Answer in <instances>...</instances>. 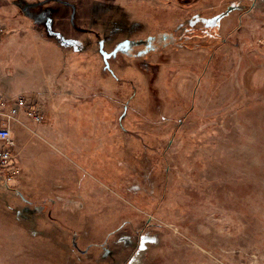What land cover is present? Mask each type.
<instances>
[{"label": "rangeland", "instance_id": "obj_1", "mask_svg": "<svg viewBox=\"0 0 264 264\" xmlns=\"http://www.w3.org/2000/svg\"><path fill=\"white\" fill-rule=\"evenodd\" d=\"M0 92V264H264V0H0Z\"/></svg>", "mask_w": 264, "mask_h": 264}, {"label": "built area", "instance_id": "obj_2", "mask_svg": "<svg viewBox=\"0 0 264 264\" xmlns=\"http://www.w3.org/2000/svg\"><path fill=\"white\" fill-rule=\"evenodd\" d=\"M45 115L29 103L22 94L11 97L0 92V175L9 179L5 170L12 168L17 156L15 136L18 128L31 131V124H40ZM12 172H16L13 170Z\"/></svg>", "mask_w": 264, "mask_h": 264}, {"label": "flooded vegetation", "instance_id": "obj_3", "mask_svg": "<svg viewBox=\"0 0 264 264\" xmlns=\"http://www.w3.org/2000/svg\"><path fill=\"white\" fill-rule=\"evenodd\" d=\"M154 41L157 42V39L155 38H150V41H147L145 43V48L143 49L144 51H149V50H153V49H156V45L157 43H155ZM131 46V42L129 43V45L127 46V48ZM126 47V46H125ZM132 47V46H131ZM109 53V52H108ZM109 56V55H108ZM111 56V55H110ZM109 58V57H108Z\"/></svg>", "mask_w": 264, "mask_h": 264}, {"label": "trees", "instance_id": "obj_4", "mask_svg": "<svg viewBox=\"0 0 264 264\" xmlns=\"http://www.w3.org/2000/svg\"><path fill=\"white\" fill-rule=\"evenodd\" d=\"M166 35H168V36H166ZM171 36H173V35L172 34H169V33H161V34H159V36L156 37V39L159 40V41H162L161 40L162 38L163 39H169L170 40ZM182 38L183 37H181V39ZM181 39H180V41H181ZM169 40H166V42L163 44V46H165L167 43H169L170 42Z\"/></svg>", "mask_w": 264, "mask_h": 264}, {"label": "crops", "instance_id": "obj_5", "mask_svg": "<svg viewBox=\"0 0 264 264\" xmlns=\"http://www.w3.org/2000/svg\"><path fill=\"white\" fill-rule=\"evenodd\" d=\"M19 131L24 132V133H25V132L30 133V130H28V129L25 130V129L21 128V127H20ZM27 133H26V134H27ZM28 135H29V134H28ZM23 142H25V141H24V140H22V141L19 140V141H18V145L21 146V145L23 144Z\"/></svg>", "mask_w": 264, "mask_h": 264}, {"label": "water", "instance_id": "obj_6", "mask_svg": "<svg viewBox=\"0 0 264 264\" xmlns=\"http://www.w3.org/2000/svg\"><path fill=\"white\" fill-rule=\"evenodd\" d=\"M125 46L127 47L129 45V41L124 42ZM120 48V45L118 46ZM106 56L110 55V53L105 52Z\"/></svg>", "mask_w": 264, "mask_h": 264}]
</instances>
